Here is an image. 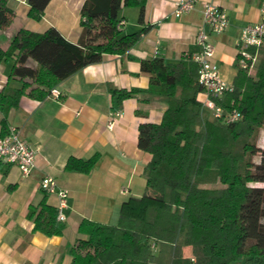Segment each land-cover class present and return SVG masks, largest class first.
Segmentation results:
<instances>
[{"label": "trees", "instance_id": "16d2710c", "mask_svg": "<svg viewBox=\"0 0 264 264\" xmlns=\"http://www.w3.org/2000/svg\"><path fill=\"white\" fill-rule=\"evenodd\" d=\"M49 1L26 0L27 15L40 20ZM145 2L85 0L77 43L49 26L42 32L19 28L6 46L0 44V64L12 61L7 78L20 81L17 87L0 88V136L8 132L7 114L21 96L44 99L60 81L103 54L128 51L140 32L121 35L118 13L137 7L142 19ZM14 16L8 0H0V30ZM249 50L256 54L254 74L238 66L233 90L219 100L223 113L241 114L232 124L197 100L202 87L190 58L177 63L141 59L140 70L149 74L147 88L111 89L119 105L137 97L160 101L165 109L158 123L138 124L137 145L150 154L142 194L122 203L115 224L83 218L78 232L85 237L68 248L69 264H264V186L252 185L264 183V149L257 144L264 128V45ZM96 161L97 156L69 157L64 168L88 173ZM27 216L34 231L62 234L64 221L45 200L30 206Z\"/></svg>", "mask_w": 264, "mask_h": 264}, {"label": "crops", "instance_id": "0c3cea01", "mask_svg": "<svg viewBox=\"0 0 264 264\" xmlns=\"http://www.w3.org/2000/svg\"><path fill=\"white\" fill-rule=\"evenodd\" d=\"M84 1L50 0L38 21L27 15L26 0L8 5L14 18L21 20L19 28L42 32L53 26L65 39L77 43ZM176 1L146 0L142 19L139 8L122 7L118 13L121 35L140 32L128 51L103 54L98 62L64 78L53 87L59 93L57 99L49 94L41 100L23 95L9 110L8 128L18 130L35 148L36 156L26 177L17 166L0 163V264H69L68 248L85 237L78 232L83 218L100 223L116 218L117 222L122 203L142 194V171L150 154L137 145L138 124L158 123L165 105L160 101L145 103L137 97L123 99L119 105L111 89L147 88L149 74L140 70L141 59L159 57L165 63L186 59L184 53L198 47L195 37L202 23L203 2L215 3L228 16V26L222 33L209 34L215 47L212 61L219 74L237 73L238 38L244 26L258 22L262 0H196L191 11L178 17L173 14ZM14 33L0 30V44L6 46ZM5 63L11 65L12 61L0 64V88L19 86V80L7 78ZM203 98L201 92L197 94L198 101ZM112 111H121L122 115L109 129ZM2 117L0 112V120ZM92 156H97V161L88 173L64 168L69 157ZM46 176L55 179L67 193L66 220L59 236L34 231L33 221L27 216L30 206L41 200L56 205L55 194L46 193L40 186ZM122 189L126 192L121 193Z\"/></svg>", "mask_w": 264, "mask_h": 264}, {"label": "built area", "instance_id": "2783aa9c", "mask_svg": "<svg viewBox=\"0 0 264 264\" xmlns=\"http://www.w3.org/2000/svg\"><path fill=\"white\" fill-rule=\"evenodd\" d=\"M196 0H177L174 4L173 14L178 17L188 13L194 7ZM260 14L257 23L246 25L242 28L237 41L236 60L239 68L247 73H251L254 68L256 54L249 49L264 45V0L260 3ZM122 22H119V27ZM228 26V16L226 12L213 2H203L202 23L198 28L195 44L198 50L192 53H184L185 58H190L197 65L198 82L202 87L201 93L204 98L201 105L213 111L216 117H220L226 124L237 122L241 114L237 110L223 113V107L219 100L226 92H231L233 86L220 77L217 64L212 61L214 55V44L209 38L210 33H222ZM49 96L57 99L58 91L51 89ZM121 111H112L109 114L107 127L113 128L115 120L121 117ZM36 150L32 144L24 139L18 130L9 128L8 132L0 136V163L15 165L20 170L23 177L30 174L35 163ZM41 188L48 194L56 196V218L63 222L66 220V210L68 209L67 193L58 187L55 179L46 176L40 182ZM126 190L122 189L121 193Z\"/></svg>", "mask_w": 264, "mask_h": 264}, {"label": "rangeland", "instance_id": "374dc122", "mask_svg": "<svg viewBox=\"0 0 264 264\" xmlns=\"http://www.w3.org/2000/svg\"><path fill=\"white\" fill-rule=\"evenodd\" d=\"M16 1H19V0H16ZM16 1H15V0H8V3H12V4H13V3H15ZM17 3H18V2H17ZM13 5L16 6V4H13ZM17 7H18V6H17ZM17 9H19V7H18ZM20 23H21L20 18L16 17V18L13 19L12 23H11L7 28H5V29H3V30H6V29H7L8 32H14V31H16L19 27H21V26H20ZM5 64H6V63H5ZM3 66H4V64H3ZM6 67H7V72H6V74H8L9 71H10V67H11L10 63H9V64H6ZM225 73H226V74H225ZM251 74H254V69L251 71ZM234 75H235V74H228L227 71H224L223 74H222V73L220 74V77H221L222 79L226 80L228 83H231ZM257 144L259 145V147H260L261 149H264V128H262V129L260 130L259 137H258V139H257ZM260 156H261L260 153H257V154L254 156L253 161H254L255 163H258L259 160H260ZM252 185H255V186H264V183L257 182V183H253ZM115 222H116V218H114V219H113L111 222H109L108 224H114ZM70 233H72V232H70ZM70 233H69V234H70ZM74 233H75L76 236H78L76 230H74ZM69 234H68V235H69ZM71 235H72V234H71ZM229 264H240V261H233V262H231V263H229Z\"/></svg>", "mask_w": 264, "mask_h": 264}]
</instances>
